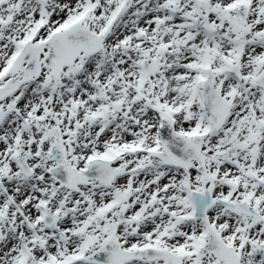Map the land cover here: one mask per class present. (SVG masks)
Here are the masks:
<instances>
[{"label": "snow or ice", "instance_id": "obj_1", "mask_svg": "<svg viewBox=\"0 0 264 264\" xmlns=\"http://www.w3.org/2000/svg\"><path fill=\"white\" fill-rule=\"evenodd\" d=\"M0 264H264V0H0Z\"/></svg>", "mask_w": 264, "mask_h": 264}]
</instances>
